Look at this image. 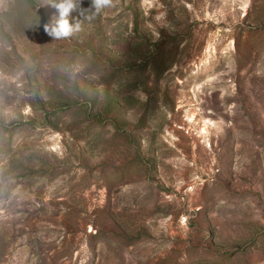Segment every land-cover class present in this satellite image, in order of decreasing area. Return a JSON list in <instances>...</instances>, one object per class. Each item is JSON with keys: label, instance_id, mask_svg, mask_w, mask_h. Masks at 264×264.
Instances as JSON below:
<instances>
[{"label": "rangeland", "instance_id": "rangeland-1", "mask_svg": "<svg viewBox=\"0 0 264 264\" xmlns=\"http://www.w3.org/2000/svg\"><path fill=\"white\" fill-rule=\"evenodd\" d=\"M55 2L0 0V264H264V0Z\"/></svg>", "mask_w": 264, "mask_h": 264}, {"label": "clouds", "instance_id": "clouds-1", "mask_svg": "<svg viewBox=\"0 0 264 264\" xmlns=\"http://www.w3.org/2000/svg\"><path fill=\"white\" fill-rule=\"evenodd\" d=\"M82 0H57L51 6L56 9L58 16L54 22L44 24V32L55 40L70 38L74 32L80 30L79 19L74 18L75 22L70 24L69 17L76 12L80 17L91 20L95 14L100 13L104 8L111 7L113 0H91L88 9L80 7ZM87 14V15H86Z\"/></svg>", "mask_w": 264, "mask_h": 264}]
</instances>
